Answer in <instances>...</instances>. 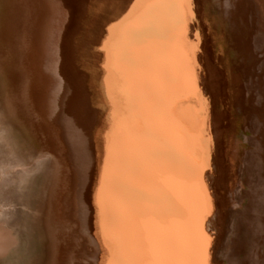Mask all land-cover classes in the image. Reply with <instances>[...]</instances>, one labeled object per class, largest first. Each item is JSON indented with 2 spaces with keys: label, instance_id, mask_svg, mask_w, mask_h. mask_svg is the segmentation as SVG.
<instances>
[{
  "label": "bare ground",
  "instance_id": "bare-ground-1",
  "mask_svg": "<svg viewBox=\"0 0 264 264\" xmlns=\"http://www.w3.org/2000/svg\"><path fill=\"white\" fill-rule=\"evenodd\" d=\"M17 1L26 9V98L52 135L56 211L48 224L46 199L38 219L46 240L61 223L72 227L62 264H222L228 211L219 183L227 174L231 95L203 22L205 1ZM237 2L246 28L236 47L255 75L252 6ZM257 2L264 21V0ZM182 6L188 38L178 36ZM241 74L233 96L244 113L264 117L256 96L246 98ZM218 98L225 109L208 121L209 101Z\"/></svg>",
  "mask_w": 264,
  "mask_h": 264
},
{
  "label": "rangeland",
  "instance_id": "rangeland-1",
  "mask_svg": "<svg viewBox=\"0 0 264 264\" xmlns=\"http://www.w3.org/2000/svg\"><path fill=\"white\" fill-rule=\"evenodd\" d=\"M204 1L203 22L210 31L216 61L228 79L233 126L225 134L227 174L219 183L220 194L227 200L221 209L228 211V216L217 258L222 264H264V117L244 113L233 96L234 74L241 68L246 98L256 96V104L264 106L262 11L257 0H249L252 6L249 20L255 26L253 46L260 58L254 75L246 72V56L236 47L235 38L246 28L245 18L238 15L239 0ZM182 10L178 36L188 38V13L186 7L182 6ZM25 13L26 9L17 0H0V264H52L53 256L57 264H62L70 246L71 224L61 223L60 232L46 240L38 219L46 199L48 224L55 214L56 202L51 191L55 169L49 154L53 149L52 135L41 123L31 100L26 98V71L20 50ZM200 78L201 71L194 67L195 85H199ZM224 109L220 98L216 103L210 100L208 121L214 110ZM212 151L216 164L215 145ZM59 172L62 180V175H66L62 166Z\"/></svg>",
  "mask_w": 264,
  "mask_h": 264
},
{
  "label": "snow or ice",
  "instance_id": "snow-or-ice-1",
  "mask_svg": "<svg viewBox=\"0 0 264 264\" xmlns=\"http://www.w3.org/2000/svg\"><path fill=\"white\" fill-rule=\"evenodd\" d=\"M157 3L161 5H168V4H174V3H179L183 4L184 0H156ZM189 4H191V0H187ZM187 23V19H185V24ZM144 264H151V262H144Z\"/></svg>",
  "mask_w": 264,
  "mask_h": 264
}]
</instances>
